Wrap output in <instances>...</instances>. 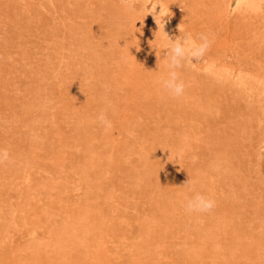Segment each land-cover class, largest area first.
I'll list each match as a JSON object with an SVG mask.
<instances>
[{
    "label": "rangeland",
    "instance_id": "1",
    "mask_svg": "<svg viewBox=\"0 0 264 264\" xmlns=\"http://www.w3.org/2000/svg\"><path fill=\"white\" fill-rule=\"evenodd\" d=\"M0 149V264H264V0H0Z\"/></svg>",
    "mask_w": 264,
    "mask_h": 264
},
{
    "label": "clouds",
    "instance_id": "2",
    "mask_svg": "<svg viewBox=\"0 0 264 264\" xmlns=\"http://www.w3.org/2000/svg\"><path fill=\"white\" fill-rule=\"evenodd\" d=\"M121 2L126 7L135 8V0H121ZM157 5L160 7L158 14L156 13ZM149 13L154 15V19L156 15L162 14L159 2H156L154 7L149 9ZM155 23L157 24L156 20ZM160 27L158 25L159 30ZM178 30L180 33V27ZM162 31L167 41L163 45L164 50H166L164 57L167 73L159 78L158 83L163 93L172 98H180L185 94L186 83L182 79L179 70L185 67H193L195 63L203 60L213 43V38L205 33H200L196 37H193L190 33H185L183 36L179 35L173 39L165 32V22L163 23ZM96 121L106 129L111 127V121L105 111H101L96 116ZM9 159L8 150L0 149V163H4ZM187 183H190V181ZM215 206V200L200 192H194L184 204L185 211L188 213H207L212 211Z\"/></svg>",
    "mask_w": 264,
    "mask_h": 264
},
{
    "label": "bare ground",
    "instance_id": "3",
    "mask_svg": "<svg viewBox=\"0 0 264 264\" xmlns=\"http://www.w3.org/2000/svg\"><path fill=\"white\" fill-rule=\"evenodd\" d=\"M255 1V0H254ZM253 2V1H252Z\"/></svg>",
    "mask_w": 264,
    "mask_h": 264
}]
</instances>
